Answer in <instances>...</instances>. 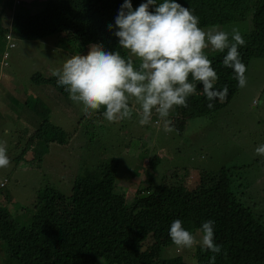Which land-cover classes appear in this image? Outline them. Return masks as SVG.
<instances>
[{"label": "trees", "instance_id": "16d2710c", "mask_svg": "<svg viewBox=\"0 0 264 264\" xmlns=\"http://www.w3.org/2000/svg\"><path fill=\"white\" fill-rule=\"evenodd\" d=\"M161 1L157 0L158 3ZM13 2L9 7H13ZM143 2L145 0H131L133 9ZM177 2L189 8L201 24L228 23L250 17L252 31L243 35L246 44L243 49H238L240 56L246 69L251 58L264 59V0ZM22 3H26L27 8L30 4L34 7L19 11L25 16L23 22L5 23L1 13L8 3L1 5L0 34H3L5 42L4 35L8 32L23 34L27 39L56 35L60 37L57 41L59 49L64 48L71 53H84L87 45L98 44L103 45L106 51H118L128 58L126 50L119 47L115 30L108 28L115 21L124 0H22ZM37 4L41 9L34 10ZM205 53L217 74H222L217 81L220 86L228 87L229 98L226 102L214 101L210 109L202 94V86L198 85L197 94L188 98V107H177L169 117L175 121L173 128L180 133L194 120L199 121L222 110L233 97L248 89V86L238 87L233 70L228 72L230 68H222L226 52L213 53L208 48ZM134 66L138 67V64ZM31 81L36 85L56 86L59 92L68 94L63 87L57 86L54 76L45 78L37 74ZM4 107L11 109V115H18V112L14 113L13 106L5 104L2 99L0 111ZM27 109L30 113L19 116L18 121L25 120L29 126L24 122L22 127L40 125L34 133H24L27 141L21 156L8 157L16 166L23 159L25 162H41L51 144L61 146L66 142V133L61 128L39 116L46 111L43 106L35 104L32 107L30 103ZM136 117L132 115L131 119L112 124L125 121L122 128H129L127 126L134 124ZM19 142H15L14 147L17 148ZM41 146L45 151L40 149ZM28 148L33 149L30 158L25 155ZM35 150L39 154L36 155ZM119 162L118 158L112 157L93 170L80 169L75 177L67 175L64 180L71 188L68 196L56 188L43 187L36 192L35 201L33 198V203L29 205L28 222L24 225L12 218L6 208L9 196L0 191V196L5 199L4 203L0 202V254L4 256L5 263L186 264L179 255L175 258L162 257L163 250L173 244L168 234L170 225L179 219L198 240L202 235V223L207 220L215 222V242L222 245V251L216 256L214 264H264V222L259 221L233 194L227 176L205 173L204 182L188 191L182 183L183 179L174 181L183 171L181 169L172 171V181L169 175L157 180L154 174L158 163L152 157L148 161L151 172H146L145 180L138 184L131 201L120 208L114 205ZM136 170H132V175H137ZM6 182L0 181V189L5 187ZM191 252L194 264H213L210 260L213 254L203 249L200 243L194 249L192 247L187 255Z\"/></svg>", "mask_w": 264, "mask_h": 264}, {"label": "rangeland", "instance_id": "374dc122", "mask_svg": "<svg viewBox=\"0 0 264 264\" xmlns=\"http://www.w3.org/2000/svg\"><path fill=\"white\" fill-rule=\"evenodd\" d=\"M6 2L8 6L1 13L5 16V23L23 22L25 16L20 12L34 8L31 4L28 8L26 3L22 5V0H15L18 6L11 8L12 0H1L0 9ZM39 9L41 6L37 4L34 10ZM13 37L16 47L8 50L3 34H0V97L5 104H11L18 115H11L8 107L0 111V145L6 147L8 157L21 156L27 141L24 133H34L40 125L23 128L24 122L28 126L29 123L18 121L19 116L30 113L27 109L30 103L32 107L35 104L43 106L46 111L39 116L66 133V143L61 146L51 144L41 162H25L23 159L16 166L9 160L7 167L0 168V181H7L0 191L9 196L6 208L17 223L24 225L28 222L29 205L33 198L35 201L37 191L49 186L68 196L71 188L64 180L67 175L75 177L80 169L93 170L112 157L120 160L114 198L116 207L121 208L131 201L138 184L145 180L147 170H152L147 161L154 157L159 164L154 174L157 180L167 175L171 178L173 170L181 169L183 171L174 181L183 179L187 190L194 189L206 171L225 172L233 194L259 221L264 222V157L255 153L256 147L264 144V104L260 103L264 101L263 58H251L247 68V91L233 97L222 110L199 121L194 120L181 133L176 128L165 132L162 121L147 129L139 127L135 112L136 122L127 126L129 128H122L125 121L112 124L105 119L101 122L103 108L89 117L83 112V105L74 103L69 94H62L56 86L36 85L31 81L37 74L45 78L53 76V69L62 67L73 55L87 54L89 49L84 48V53L59 49L57 41L60 37L56 35L40 39L37 36L27 39L23 34ZM5 52L8 53V64L1 62ZM254 100L257 103L254 104ZM18 140L16 148L14 144ZM40 149L45 151L44 146ZM31 152L33 149L28 148L27 158L31 157ZM35 152L39 154L38 150ZM132 170H136L138 176L132 175ZM0 202H5L3 196H0ZM189 251L172 244L163 250L162 257L179 255L186 264H194L193 253L187 255ZM0 264H7L2 254Z\"/></svg>", "mask_w": 264, "mask_h": 264}, {"label": "clouds", "instance_id": "9594fccd", "mask_svg": "<svg viewBox=\"0 0 264 264\" xmlns=\"http://www.w3.org/2000/svg\"><path fill=\"white\" fill-rule=\"evenodd\" d=\"M13 6H18L15 0ZM108 28L115 30L119 47L129 54L127 59L118 51H106L103 45L89 44L85 47L89 49L87 54L73 55L62 67L52 70L57 86L63 87L74 103L82 104L83 112L89 117L103 108L102 118L117 122L131 119L135 112L139 127L147 129L162 121L164 131L171 132V113L177 107H188V98L197 94L198 85L202 86V94L209 102L208 108L211 109L216 100L226 102L230 92L227 86L218 84V76L222 74L213 69L205 53L208 48L213 53L226 52L222 68H230L228 72L233 70L239 88L247 86V69L238 49L246 44L243 35L252 31L250 17L228 23L201 24L199 18L177 0L159 3L145 0L135 9L131 0H124ZM208 28L211 29L204 30ZM6 35L11 36L13 48H9ZM13 35L8 32L4 36L8 50L16 47ZM6 59L7 52L1 62L8 64ZM2 99L0 97V101ZM255 153L264 157V144L256 147ZM9 163L6 147L0 145V168ZM147 165L149 167V163ZM205 173L209 172L203 173L195 188L204 182ZM215 173L225 175V172ZM214 224L213 220L202 223L199 242L179 219L171 223L168 234L180 249H191L200 243L213 254L210 260L214 264L222 251V245L215 242Z\"/></svg>", "mask_w": 264, "mask_h": 264}, {"label": "built area", "instance_id": "2783aa9c", "mask_svg": "<svg viewBox=\"0 0 264 264\" xmlns=\"http://www.w3.org/2000/svg\"><path fill=\"white\" fill-rule=\"evenodd\" d=\"M6 39H7L8 43H9V48H13L15 46V44L11 43V36L10 35H6Z\"/></svg>", "mask_w": 264, "mask_h": 264}]
</instances>
